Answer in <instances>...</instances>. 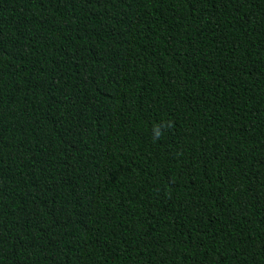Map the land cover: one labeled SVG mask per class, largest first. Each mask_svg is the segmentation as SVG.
<instances>
[{"label": "trees", "instance_id": "obj_1", "mask_svg": "<svg viewBox=\"0 0 264 264\" xmlns=\"http://www.w3.org/2000/svg\"><path fill=\"white\" fill-rule=\"evenodd\" d=\"M0 264H264V0H0Z\"/></svg>", "mask_w": 264, "mask_h": 264}]
</instances>
